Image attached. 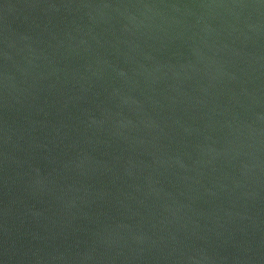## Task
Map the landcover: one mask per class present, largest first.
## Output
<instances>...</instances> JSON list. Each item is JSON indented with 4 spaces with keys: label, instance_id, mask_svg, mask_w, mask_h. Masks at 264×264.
Wrapping results in <instances>:
<instances>
[{
    "label": "water",
    "instance_id": "water-1",
    "mask_svg": "<svg viewBox=\"0 0 264 264\" xmlns=\"http://www.w3.org/2000/svg\"><path fill=\"white\" fill-rule=\"evenodd\" d=\"M0 264H264V0H0Z\"/></svg>",
    "mask_w": 264,
    "mask_h": 264
}]
</instances>
